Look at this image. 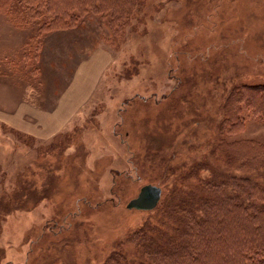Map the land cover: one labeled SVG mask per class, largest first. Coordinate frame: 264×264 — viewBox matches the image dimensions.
Returning <instances> with one entry per match:
<instances>
[{
  "label": "rangeland",
  "instance_id": "obj_1",
  "mask_svg": "<svg viewBox=\"0 0 264 264\" xmlns=\"http://www.w3.org/2000/svg\"><path fill=\"white\" fill-rule=\"evenodd\" d=\"M23 5L0 0V264L231 244L264 190V0H55L54 23ZM147 184L157 206L127 210Z\"/></svg>",
  "mask_w": 264,
  "mask_h": 264
},
{
  "label": "trees",
  "instance_id": "obj_2",
  "mask_svg": "<svg viewBox=\"0 0 264 264\" xmlns=\"http://www.w3.org/2000/svg\"><path fill=\"white\" fill-rule=\"evenodd\" d=\"M41 1L42 0H20L21 4H24L23 6L28 9L27 12L32 13L33 16L36 15L37 18H41L49 10L53 12V15L51 14L50 16V21L52 23L58 21L59 17L52 8L55 7V0H47L45 3ZM44 5H46L45 8H43ZM43 28L49 29V27H42L41 29ZM258 90L259 89L257 88H249L251 94ZM256 97L261 98V102L259 99H256ZM252 107L253 113L262 116L261 118L264 119V89H262L259 96L258 94L253 96ZM256 149L260 152V149L263 150V147ZM252 190L251 210L242 207L240 203H238L240 205H237V208L239 209V217L237 218V224L231 227L233 236L231 237V230H229L228 232L224 231L225 234L224 232L220 233L216 239L217 242H221L225 236L227 241L230 238H233V242L231 244H228L227 242L223 246H216V244L215 248L211 247L210 244L207 245V242L204 243V249H209V258L207 259L208 262H203V264H264V190L259 189L257 186L253 187ZM217 217H214L213 220ZM222 223L223 222H221V224ZM221 224H217V226H220ZM212 225L213 227L215 226L213 223ZM224 228L225 226L222 227L223 230ZM173 246L176 254L182 253L187 256L195 255L197 252L196 250L198 249L197 245L193 246L188 243L179 245L174 242ZM181 261L182 260L180 259H176L170 264H179ZM191 263L196 264V260ZM155 264L168 263L166 261H157Z\"/></svg>",
  "mask_w": 264,
  "mask_h": 264
},
{
  "label": "water",
  "instance_id": "obj_3",
  "mask_svg": "<svg viewBox=\"0 0 264 264\" xmlns=\"http://www.w3.org/2000/svg\"><path fill=\"white\" fill-rule=\"evenodd\" d=\"M161 197V188L155 185L147 184L139 189L136 197L130 199L127 204V210L150 211L153 210Z\"/></svg>",
  "mask_w": 264,
  "mask_h": 264
}]
</instances>
